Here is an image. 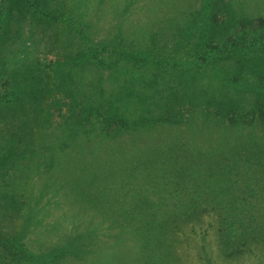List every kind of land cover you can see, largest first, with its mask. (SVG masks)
<instances>
[{
	"label": "rangeland",
	"instance_id": "obj_1",
	"mask_svg": "<svg viewBox=\"0 0 264 264\" xmlns=\"http://www.w3.org/2000/svg\"><path fill=\"white\" fill-rule=\"evenodd\" d=\"M204 1L40 0L41 7L55 14L54 18L34 15L17 4H13L11 14L4 15L2 25L6 34L5 40L0 42V96L13 88L27 93L33 85L39 84L36 78L29 79L32 74L38 75L42 83L38 91L41 95L35 101L25 95L27 99L23 104L11 102L9 105L3 101L0 106V235L19 240L26 252L14 264H264V226L247 239L240 251L226 254V240L230 242L237 237L222 236L218 229L220 218L212 210L199 207L190 218L181 215L170 231H163L160 225L139 230L133 226L122 228L117 226L116 220L110 223L107 215L118 219L117 212H120L112 199V188L109 195L100 191L101 201L95 209L88 198L87 201L82 197L74 200L66 182L74 175V168L76 171L78 166L83 169L82 165L74 167L76 159H70L72 152H78L73 150L74 146L84 151L92 137L88 130L93 124L102 127L94 108L91 116L83 112L85 101L93 93L90 73L94 63L83 66L80 61L76 64L72 56L88 58L89 45L133 48L144 43L153 44L152 40L155 45L150 52L164 50L162 45L169 36L162 33L161 28L181 25L193 18L196 21L204 15L201 5ZM213 10L218 19L256 17L264 15V0H220ZM154 29L161 34L152 37ZM199 33L189 36L191 41L199 39ZM171 42L167 46L172 52ZM188 45L189 40L178 49L177 61L183 67L198 65L203 76L196 82L183 81L176 68L170 70L171 73L152 66L134 72L135 68L129 63L123 65L134 73L135 89L145 86L146 105L151 106L149 112L157 111V114L164 107L167 114L173 116L171 122L163 121L157 126L160 130L157 140L163 142L170 140V135L180 137L179 141L185 140L187 130L192 137L202 135L191 122H203L198 108L212 95L205 91L203 96H198L197 83L206 84L209 77L218 76L217 65L223 64L215 63L212 56L201 52L189 58L184 54ZM151 75L157 76L156 81H152ZM118 81L121 83L124 78L119 77ZM218 84L216 81V90ZM101 86L105 95H110L117 84H110L106 78ZM167 90L172 95L169 96L172 104L155 105L153 101L162 102ZM71 112L74 113L72 119ZM215 122L220 129L222 123ZM237 130L234 129V135ZM111 136L103 132L100 143L107 137L116 144L117 139L113 141ZM156 137L148 136L147 140L156 144ZM238 137L241 142L252 138L247 132ZM91 153L92 157L85 159L88 168L104 169L102 152ZM85 157L78 155L79 159ZM105 157L119 158L116 154ZM43 159L47 160L45 165H42ZM61 159L66 165L60 170ZM146 163L142 161L141 165ZM129 170L131 179H135L134 168L131 166ZM55 176L63 181H53ZM141 177L144 182L148 180L146 175ZM104 181H99L98 185ZM238 183L234 181V186ZM250 186L252 188V184ZM255 186L250 190L247 185L245 189L240 186L239 191L254 195ZM258 199L264 203L263 197ZM220 200L216 199L219 203ZM121 217L129 219L130 215ZM57 251L60 252L56 254Z\"/></svg>",
	"mask_w": 264,
	"mask_h": 264
},
{
	"label": "trees",
	"instance_id": "obj_2",
	"mask_svg": "<svg viewBox=\"0 0 264 264\" xmlns=\"http://www.w3.org/2000/svg\"><path fill=\"white\" fill-rule=\"evenodd\" d=\"M218 2L220 0H205L201 3L204 15L196 21L194 18L189 19L184 24L170 26L168 29L162 26V33L169 36V39L162 45L164 50L159 52H150L155 45V40H152L154 45L144 43L133 48L89 45L88 58L85 59V55L72 56L76 64L80 61L83 66L94 63L90 73L93 77V93L85 101L86 108L83 112L91 116V109L94 108L96 118L99 117L101 121V129L105 134L112 135L113 141L117 139V143H111L107 137L105 142L100 143L103 132L93 124L88 130L92 137L87 141L86 149L79 151L74 146L73 150L78 152L70 155V159H76L74 167L82 165L83 169L78 166L76 171L74 168V175H70L66 182L70 185L74 200L82 197L87 201L88 198L91 200L90 206L95 209L101 201L100 191L109 195L113 189L111 196L120 212H117L118 219L110 218L108 213L107 215L110 223L116 220L117 226L122 228L133 226L139 230L160 225L163 231H170L181 215L190 218L199 207L212 210L220 218L218 229L222 236L227 235L229 239L231 236L237 237L230 242L226 240L224 252L233 254L240 251L247 239L252 238L264 226V203L258 199L264 198V15L243 16L232 18L233 20L231 17L218 19L216 10H213ZM13 4L37 16L55 17V14L41 7L40 0H1L0 42L5 40L6 34V28L2 25L4 15L11 14ZM209 18L212 19L211 23H208ZM197 20L201 23L198 24ZM170 28L173 29L169 30ZM159 32L154 29L152 37ZM195 33L201 35L196 41H191L189 36ZM188 40L189 48L184 50V54L189 58L201 52L212 56L215 63L223 64L217 65L218 76L209 77L206 84L197 83L198 96H203L205 91L212 95L207 98L204 106L198 108V113L204 118L203 122H191L197 133L201 131L204 135L202 133L195 138L187 130L185 140L179 141L180 137L170 135V140L163 142L162 139L157 140L156 136L160 133L157 126L163 121L171 122L173 116L168 115V110L164 107L157 114V111L149 112L151 106L146 105L148 95L145 86L135 89L134 73L127 71L123 65L129 63L135 68L132 70L134 72L147 70V67L152 66L171 73L170 70L176 68L175 71L182 76L183 81L196 82L203 76L198 65L183 67L177 61L178 49ZM169 42L173 46L172 52L167 46ZM91 57L93 60H90ZM157 76L149 77L156 81ZM119 77H123L124 81L119 83ZM34 78L38 85H33L27 93L11 88L12 90L0 96V106L3 101L9 105L11 102L23 104L27 99L25 95H29L34 101L38 99L42 83L38 81V75L32 74L29 79ZM106 78L110 84H117L116 89H111V92H115L110 95H105L104 87L101 86ZM216 81L219 82L217 90ZM166 92L162 102L153 103L172 104L170 90ZM73 115V112L69 114L71 119ZM215 121L222 123L220 129ZM234 129H238L236 135L233 133ZM179 132L183 131L179 129ZM244 132L252 138L241 142L238 136ZM148 136H155L156 144L147 140ZM91 152H102L104 169L88 168L85 159L92 157ZM80 154L86 157L79 159ZM111 154H116L119 158L105 157ZM43 160L42 165H45L47 160ZM142 161H147L145 166L141 165ZM63 165L66 164L61 159L58 168L61 170ZM131 166L136 172L135 179H131ZM139 174L143 177L146 175L148 180L144 182ZM58 177L55 176L53 181H63ZM101 180L105 181L98 185ZM234 181L239 183L234 186ZM251 184L252 188L256 185L257 192L254 195L240 193V186L245 189L247 185L250 190ZM216 199H221L220 203ZM127 214L130 215L129 219L121 217ZM58 252L60 251L56 254ZM24 253L26 252L19 240L0 235V264H14Z\"/></svg>",
	"mask_w": 264,
	"mask_h": 264
},
{
	"label": "water",
	"instance_id": "obj_3",
	"mask_svg": "<svg viewBox=\"0 0 264 264\" xmlns=\"http://www.w3.org/2000/svg\"><path fill=\"white\" fill-rule=\"evenodd\" d=\"M0 2H1V0H0Z\"/></svg>",
	"mask_w": 264,
	"mask_h": 264
}]
</instances>
